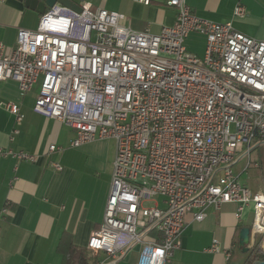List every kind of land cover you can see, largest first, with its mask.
Here are the masks:
<instances>
[{
  "label": "built area",
  "instance_id": "built-area-1",
  "mask_svg": "<svg viewBox=\"0 0 264 264\" xmlns=\"http://www.w3.org/2000/svg\"><path fill=\"white\" fill-rule=\"evenodd\" d=\"M134 1L174 8V25L136 31L122 14L92 11L86 2L80 13L56 4L36 30L18 31L11 54L0 44V81H16L24 97L42 77L34 112L74 130L73 148L116 143L104 219L88 249L106 257L100 264L116 263L135 246L137 264H168L182 247L186 216L203 222L207 209L225 204L238 206V219L251 208V231L264 234V192L242 185L234 171L240 158L246 171L252 151L264 145V40L231 22L199 18L186 0ZM236 1L234 18L244 19ZM191 34L206 38L203 57L187 51ZM0 107L22 121L17 103ZM219 250L214 240L210 251Z\"/></svg>",
  "mask_w": 264,
  "mask_h": 264
},
{
  "label": "crops",
  "instance_id": "crops-1",
  "mask_svg": "<svg viewBox=\"0 0 264 264\" xmlns=\"http://www.w3.org/2000/svg\"><path fill=\"white\" fill-rule=\"evenodd\" d=\"M73 1L79 5L89 3L92 11L104 9L122 14L125 16L123 24L136 31L148 29L159 33L162 28L173 26L177 15L174 8L156 3L143 6L134 0ZM186 2L201 19L231 22L246 36L264 40V0H242L247 13L244 19L234 18L236 0ZM41 17L17 0H0V44L6 55L16 49L18 31L36 30ZM204 53L205 49L202 56L195 55L203 57ZM40 84L38 81L21 97L16 81H0V102L17 103L23 116L18 123L11 113L0 107V150L35 157L34 161H27L10 155L0 156V212H3L0 264H64L59 245L65 236L71 237L78 250L97 258L100 264L106 257L93 254L88 249V241L104 219L116 151L111 150L112 140L73 148L74 130L34 112ZM51 145L58 150L50 153ZM263 146L252 151L256 156L257 174H249L248 185H244L255 193L264 192ZM54 163L62 170L57 171ZM237 209L236 204H225L219 210L211 207L203 222L195 221L193 215L188 214L182 247L168 264H245L254 247L264 253V234L253 231L249 251L243 252L240 233L243 228H252L253 211L247 208L238 219ZM214 240L219 243L218 252L210 251ZM140 250V246L133 247L114 264H137Z\"/></svg>",
  "mask_w": 264,
  "mask_h": 264
},
{
  "label": "rangeland",
  "instance_id": "rangeland-1",
  "mask_svg": "<svg viewBox=\"0 0 264 264\" xmlns=\"http://www.w3.org/2000/svg\"><path fill=\"white\" fill-rule=\"evenodd\" d=\"M206 46V39L204 36L199 34H191L185 41V47L188 52L197 54L202 56L204 49ZM42 77L39 79V83H41ZM90 144V143H87ZM86 145V144H85ZM84 146V145H83ZM82 147V146H81ZM111 150L114 149L116 151V143L114 140L110 142ZM255 154L253 153L251 156V166L243 172V170L247 167L248 161L246 158H241L238 163L234 167V171L237 175L241 174L240 176V183L242 185H248L247 179L249 174H257V170L254 168V162H255ZM154 205V201L145 202L144 207H152ZM142 220V217L140 216V221Z\"/></svg>",
  "mask_w": 264,
  "mask_h": 264
},
{
  "label": "trees",
  "instance_id": "trees-1",
  "mask_svg": "<svg viewBox=\"0 0 264 264\" xmlns=\"http://www.w3.org/2000/svg\"><path fill=\"white\" fill-rule=\"evenodd\" d=\"M263 146V145H262ZM264 147V146H263ZM263 156H264V148H263ZM262 169L264 173V157L262 160ZM59 251L63 255L64 264H97L98 259L95 257H90L86 252L78 250L72 240L71 237L65 236L61 239L59 245ZM258 261H264V253L262 249L259 247H254L248 260L245 264H254Z\"/></svg>",
  "mask_w": 264,
  "mask_h": 264
},
{
  "label": "water",
  "instance_id": "water-1",
  "mask_svg": "<svg viewBox=\"0 0 264 264\" xmlns=\"http://www.w3.org/2000/svg\"><path fill=\"white\" fill-rule=\"evenodd\" d=\"M24 4V6L32 11L37 12L40 15H44L47 10L54 7L56 4L67 7L77 13L81 12L80 5L73 0H17ZM251 237V229L243 228L240 233V246L243 248V252L249 251L248 245ZM254 264H264V261H258Z\"/></svg>",
  "mask_w": 264,
  "mask_h": 264
}]
</instances>
